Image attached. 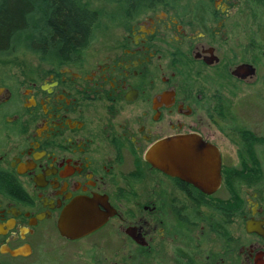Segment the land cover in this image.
Here are the masks:
<instances>
[{"label":"flooded vegetation","instance_id":"flooded-vegetation-1","mask_svg":"<svg viewBox=\"0 0 264 264\" xmlns=\"http://www.w3.org/2000/svg\"><path fill=\"white\" fill-rule=\"evenodd\" d=\"M181 1L0 73V264H264V129L227 104L238 84L264 100V47L247 29L238 60L231 0ZM161 142L180 176L147 160ZM204 155L207 192L186 171Z\"/></svg>","mask_w":264,"mask_h":264},{"label":"trees","instance_id":"trees-1","mask_svg":"<svg viewBox=\"0 0 264 264\" xmlns=\"http://www.w3.org/2000/svg\"><path fill=\"white\" fill-rule=\"evenodd\" d=\"M175 1L101 0L118 8L115 13L118 23ZM239 15L235 13L237 22ZM101 16L85 0H0V61L14 65L19 58L31 57L37 66L48 68L76 62L95 39ZM260 35L262 48L264 32L260 31ZM231 115L233 119L242 120L236 113ZM250 145L253 146V142ZM249 151L255 150L249 148Z\"/></svg>","mask_w":264,"mask_h":264},{"label":"rangeland","instance_id":"rangeland-1","mask_svg":"<svg viewBox=\"0 0 264 264\" xmlns=\"http://www.w3.org/2000/svg\"><path fill=\"white\" fill-rule=\"evenodd\" d=\"M87 5L91 9H95L101 13V23L100 26L104 24H117L118 20L115 19V13L118 8L116 6L106 5L101 2V0H85ZM184 1H187L189 4H194L196 2H199L201 0H182L181 3H184ZM231 13H240L238 16V22H237V16H235V20L230 22H235L237 25H240V27H233V30H230L232 35H230L229 39L232 41V44L235 46V50H237L238 53V60H241L245 51V47L248 44V41L246 40V31L247 29L251 30L252 32H256V39L254 38L255 42L258 43L260 40L258 39V31L260 29V26H264V0L261 2H257V0H231ZM214 6L217 7H223L222 2L216 1L214 3ZM211 7H213V4L211 3ZM229 23V22H228ZM235 24V25H236ZM234 25V24H233ZM245 27V28H244ZM248 34V32H247ZM99 35V33H98ZM235 35V36H234ZM234 36V37H233ZM17 63L14 65H10L8 63L0 61V73L4 71H16L20 68H33L37 62L35 59L31 57L26 58H19V60H16ZM264 62V60H262ZM259 89V88H258ZM264 90V88H262ZM262 96L264 98V91L261 92ZM247 88L243 84H238L235 87V90L232 94L228 96L227 104L228 107L234 106L233 112L236 113L237 117H243L245 121L250 125L249 128H251L255 133H260L261 129H264V108L262 107V110L259 109L261 107L255 106L254 104L260 105L264 103V100H262L261 103L259 96L254 97L253 96V102L250 103L247 101ZM257 98V99H256ZM238 106V109H237ZM259 107V108H258ZM230 110V108H229ZM261 150L263 151L264 148Z\"/></svg>","mask_w":264,"mask_h":264},{"label":"water","instance_id":"water-1","mask_svg":"<svg viewBox=\"0 0 264 264\" xmlns=\"http://www.w3.org/2000/svg\"><path fill=\"white\" fill-rule=\"evenodd\" d=\"M254 70L246 65L240 66L236 69L234 74L238 76L241 80H244L245 77L248 74H253ZM168 146L169 144L161 142L160 144H157L148 154L147 160L155 167L160 169L161 171L167 172L170 168L171 171H176L179 176L182 172V159L183 154L180 149L175 148L176 144L172 143V150L168 153ZM198 160L197 169H191L194 168L190 164L187 165L186 171L188 172V175L193 176L196 182V185H198L201 189H203L204 192H207L205 187L209 185V182L206 181V178L208 176L219 174V158L218 156H213V158H206L205 155L202 156ZM170 162V164H169ZM198 170V171H196ZM213 173V174H212ZM202 182V183H201ZM70 217L67 215L65 218ZM65 222H68V220L64 219ZM61 232L63 230L60 228Z\"/></svg>","mask_w":264,"mask_h":264}]
</instances>
